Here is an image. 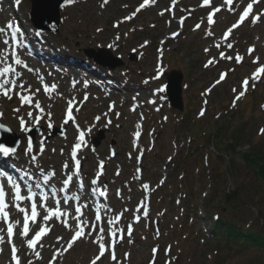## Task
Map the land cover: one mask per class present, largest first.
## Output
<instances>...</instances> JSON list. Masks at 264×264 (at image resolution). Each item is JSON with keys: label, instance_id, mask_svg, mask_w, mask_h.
<instances>
[{"label": "rangeland", "instance_id": "obj_1", "mask_svg": "<svg viewBox=\"0 0 264 264\" xmlns=\"http://www.w3.org/2000/svg\"><path fill=\"white\" fill-rule=\"evenodd\" d=\"M16 1L0 0L4 12L11 19L9 21L18 22L15 15L18 13L21 21L29 25L26 30H34L29 19L30 3L23 0L19 11V8L17 10L13 7ZM167 1L173 2L155 0V3H149L139 12L136 10L144 0H108L107 3L104 0H73L71 4L66 1V6L60 9L59 33H38L40 37L37 35L38 38L35 39L38 49L37 46L28 48L29 52L55 51L53 46L41 45L42 41L47 40L71 54L69 49L75 38L102 36L103 40L80 46V61L87 60L84 51H96L102 47L107 48L114 57H119L123 63L114 71H107L96 67L90 60L88 62L93 66L87 64L84 68L104 71L107 78L105 80L85 74L89 79L97 80L96 83L102 88H116L117 92L124 90L126 99L116 96L109 99L90 97L82 110L74 113L75 118L90 129L83 144L84 151L80 155L84 160L80 170V182L82 188L87 190H81L76 198L83 201V197L91 202L92 207L85 212L87 221L95 222V212L97 209L100 211L99 226L105 229V244L111 249L97 264H264V248L226 243L220 239H201V234L197 231L201 230L202 224L199 227L186 226L184 223L189 217L179 210L176 211V208L172 214L171 208L174 204L167 205L168 200L159 199H154L153 202V196L151 197L157 184H171V188H165L168 190L173 188V183L177 187L171 177L175 175L179 179L177 173L182 172L187 176L185 191H188L191 198L195 196L200 201V219H204L207 212L201 208V202L208 196L205 204L218 200L222 207L230 206L227 212H223L224 219L234 220L237 226H244L246 221L252 220L251 230H258L264 236V222L260 220V217L264 219V183L256 166L264 163V134L260 132L264 129V74L256 81L251 79L257 67L264 66V17L257 20V25H240L223 39L226 29L237 22L238 13L242 14L252 0H237L232 6L234 11L220 12L215 17L216 22L211 25L206 18L214 7L220 6V0H215L210 7L205 6L203 0H176L173 3L174 9H170ZM6 6L8 8L5 10ZM256 11L257 14L264 13V5H258ZM6 23L7 21L0 24L5 27ZM197 24L200 25L199 28H196ZM5 31V37L9 41L11 31ZM179 32L183 35L177 39L170 37L165 40L167 34ZM229 43L231 48L228 47ZM249 49L253 51L250 53ZM221 53L230 58H222ZM237 55L242 58L240 63H236ZM209 60H213V63L205 67ZM254 60H258V64L253 63ZM50 63L59 64L58 61ZM170 70L184 73L182 113L168 106L166 95L162 91L165 85L164 73ZM78 72L82 70L78 69ZM222 73L226 74L225 79L216 84ZM246 78L249 79L247 91L242 98L235 100L236 95L243 90L242 82ZM143 87L144 90L136 92ZM208 89L211 91H207ZM134 92L138 102L130 101ZM78 99L81 105L85 98L79 95ZM151 99L156 104L150 105ZM135 105H138V110L133 109ZM3 106H7L9 112V108L22 106L21 99L16 97L9 101L0 95V111ZM202 110L203 116L200 115ZM65 111L64 105L57 103L50 108L47 115L51 117L49 122L38 125L30 122L25 125L27 131H21L20 127L14 128L10 119H0V124L22 136L17 153L10 157L15 158V170L21 174L35 173V163L32 153L26 151L29 143L24 135L32 128H38L40 132H35L39 135L35 136L31 148L40 146V143L47 140H58L59 152L66 154L68 159L67 171L72 173L73 164L69 155L73 144L78 141L76 131L60 123L66 120ZM100 113L104 114V119L95 123V117ZM242 121L243 124L239 126ZM216 122L224 129L212 142L209 132H212ZM51 129H64V134L56 135L49 131ZM99 131H103V138L100 145L93 148V139ZM50 136L53 137L49 138ZM136 136H140V139L137 140ZM230 142L236 144L232 152L221 147V143L225 146ZM114 148L118 152L116 157L111 152ZM221 149L224 151L219 158L216 150ZM243 155L252 160L251 165L243 160ZM55 156L58 157L57 154ZM18 158L24 162L29 161L32 167L25 164L18 167ZM64 170V166L58 167V171L65 173ZM100 170L104 174L100 182L97 181L99 186L93 185L91 182ZM63 177L58 183L59 186L65 179ZM71 186L72 191L81 188L75 183ZM96 186L107 189L113 195L110 202L105 197H102L103 201L90 197L89 188L92 190ZM227 188L239 195V204L223 201L222 193ZM201 191L203 194L199 196ZM191 201L183 203L184 207ZM210 203V209L205 208L209 212H219V209H212ZM74 205L76 203L72 207ZM106 206L108 210H105ZM72 207L70 206V210L74 214ZM144 207H150V213L142 217L140 214ZM117 215L120 219L113 224L117 236L112 238L106 235L107 221L114 220ZM135 217L141 218L139 223L134 221ZM155 218L160 227L164 226L163 230L161 228L162 232L164 229V233L168 231L167 235L153 226ZM204 224L208 227V220ZM129 225L132 227L130 236L127 235ZM60 229L43 241V247L36 251L40 253V258L37 259L27 255L25 245L29 237H26L21 251L22 264H28L29 260L32 264H49L54 249H59L60 254L57 262L53 264H91L99 252L98 245L92 243L96 233L92 237L86 235L84 239L76 241L69 251H64L73 233ZM84 231L87 233L89 228L85 227ZM159 235H162L161 241ZM57 237L62 239L57 242ZM21 242L18 241L19 244ZM113 243H118L114 249L117 259L110 261L113 251L110 245ZM165 250L170 251V254L166 255ZM3 251L4 257L7 252ZM6 259L8 262V256ZM0 264L7 263L0 258Z\"/></svg>", "mask_w": 264, "mask_h": 264}, {"label": "bare ground", "instance_id": "obj_2", "mask_svg": "<svg viewBox=\"0 0 264 264\" xmlns=\"http://www.w3.org/2000/svg\"><path fill=\"white\" fill-rule=\"evenodd\" d=\"M235 1L236 0H233V3ZM166 3L169 5L173 4L172 1H167ZM212 3H214V1L212 2V0H210L209 4L211 5ZM9 4H10V1H9ZM258 4L264 5V0H259ZM0 7H2L1 4H0ZM19 7L20 5H18L17 8ZM220 7H221V11L222 10L226 11L228 10L229 6L224 4V0H221ZM7 8L8 7L6 6L5 9ZM255 12H256V3L253 4V8L250 10L249 17H247L244 22L245 23L251 22L252 16L256 15ZM211 14L213 15V21L215 22L216 21L215 17L218 13H215L213 11ZM15 15L17 17L18 23L21 25L22 21L19 18L20 15L18 13H16ZM3 20H4V17L0 16V21H3ZM23 26H24L25 37L23 36V31H20V33L18 34L17 40L14 44L8 43L7 45H5L3 43V40H5V36L3 33H0V70L10 65L13 69H15L18 75L9 73L7 75V79L9 81L15 79L17 85H20V84L24 85L23 88H20V87L13 88V91L9 93V95L12 96V99H7L3 95L2 97L10 101V100L15 99L16 97L20 98L19 96L16 95V93L19 92L21 95L25 97L32 95L33 100L31 104L26 103V105L15 106V107L9 108L10 109L9 112H8L7 106H3L2 110L0 111V114H2V116H0V119L1 118L10 119L11 120L10 122L14 128L20 127L21 118L25 120V125L30 122H35L38 125V123L42 124L43 122L50 121L51 117H47L48 113L50 112V108L54 107L59 102L64 105V108L66 109V111L69 107V103H71L72 114H74L82 110L83 105L87 102V99L89 97H94V98L102 97L103 99L104 98L109 99L111 98V96H116L117 98L126 99L127 94L126 92H124V90H119V92H117L114 89H113L114 92H112V90H106L104 88L99 87L96 83H94V81L86 78L83 74L78 73V69H79V70H82V72L89 73V75H95V76H100V77L104 76V74L100 71H97V72L93 71L90 73L89 71H86L83 68H78V67H84L87 64H89L88 62L84 60H83L84 62L80 61V58H79L80 46L86 43L91 44L93 41L96 42L99 40H103L104 37L99 36L95 38L92 36H87L84 39L75 38L74 44L69 49L72 55L62 51L59 47H56L55 51H52V52H42V51L36 50L35 57H34L31 54H29L27 52L26 47H24L26 46V44L24 43V40L25 41L27 40L26 41L27 45L29 48H31L35 45V39L40 37V35L42 34L32 29L31 31L25 30L28 27V25H25V23H23ZM0 28L5 29L6 26L4 27L2 24H0ZM182 35L183 33L181 32H179L175 36L173 34L171 35L167 34L165 37V40H167L170 37L177 39L178 37ZM13 51H15L16 58L21 60L22 62L21 64L17 65L13 62L11 58ZM50 61H58L59 64H61L62 66L52 65L50 64ZM29 69H31V71H29ZM4 79H5L4 76H0V82H3ZM73 82H75V86L73 85ZM85 82H87V87L84 86ZM44 85L49 86V89H51L52 85H56V90L55 91L50 90L49 92L46 93L44 91ZM5 87L7 88V87H12V86L9 84V85H5ZM37 89H39V91H37ZM142 90H144V87L142 89H137L136 92H141ZM79 95H83L84 97L87 95L88 97L86 100L83 101L80 107H79V103L77 102ZM136 97H137V94L134 92V95L130 97V101L138 102V98ZM36 102H39L40 108L42 109V111L38 110L35 107ZM149 103L153 105V104H156V101L154 99H151ZM137 108H138V105H135V107H133L134 110H138ZM15 109H19V111H14ZM66 111L64 115H66ZM29 112L32 113L31 118L28 116ZM36 117L40 118L38 123L35 119ZM97 117H99L100 119L97 121L95 117V120H94L95 123L103 120L104 114L100 113ZM60 123L63 126L74 128L78 132L79 131L85 132V137L88 136L89 134V130L87 126L83 125V123L80 121H76V119L69 121L68 123H65L64 121H60ZM58 144H59L58 140L51 139V140H47L45 142L40 143V146H34L32 148V151H31L32 157H35V161H34L35 173L33 175H29L28 173L26 174L16 173V170L14 169V165H13L15 164V158H4L3 156H0V166L8 169L10 173L14 175L15 178H18L16 180L22 181L25 185L29 181H32V180L36 181L37 179H40L43 176L45 177L48 173L54 172L55 173L54 177H52L48 181V186H51L55 181L57 180L59 181V179H61L64 175H67V176L70 175L67 170L64 171L65 173L58 171V167L64 166L68 162L66 154H63V152H59L60 148ZM111 151L113 153V157L114 156L116 157V155H118L116 148L112 149ZM49 152H51L53 155L51 156ZM55 154H57L58 157H56ZM16 164H18V167H22V165L24 164L27 165L28 167H32L29 161L24 162L20 158H18ZM48 186H45L43 191H41V189L38 188L37 186H33L29 190H31L32 192L36 194L35 199H37L40 196L41 192H44V194L47 195L48 197L47 201L49 202V193H51L52 188ZM21 190L23 192H28V190H24V189H21ZM56 191L62 198L65 197L64 194L67 192V191L61 192L58 190ZM28 206H29V203H27L26 200L20 204V207H24L26 211H27ZM80 207H81V210H87L88 208L91 207V204L90 203L80 204ZM28 212H29V218L31 220L30 211L28 210ZM63 212L67 214L64 217H68L67 221L69 222L68 224L69 226L68 227L62 226V228L71 231L73 230V227H75V224H76V220L74 219L75 216L72 215L68 209H64ZM10 213H11V218L14 221H16L17 215H20V216L24 215L23 213L18 212V210L15 207H12L11 205H10ZM1 222L2 221L0 220V226H1ZM36 224H37V227L41 225L39 220H36ZM32 225H33V222L29 221L30 231L33 230ZM56 225L60 226V223L58 220L56 222ZM52 228L53 227L49 228L48 230L49 233L52 231ZM22 229L23 227H20V226L18 227L16 225V234H15L16 242L19 239H21V241L24 239V237H21L20 235H18V233L22 231ZM0 246H2V243ZM17 248L21 249L22 247H17ZM27 254L33 257H36V255L31 250H29ZM1 260L3 262H7L6 260H4V258H2Z\"/></svg>", "mask_w": 264, "mask_h": 264}, {"label": "snow or ice", "instance_id": "obj_3", "mask_svg": "<svg viewBox=\"0 0 264 264\" xmlns=\"http://www.w3.org/2000/svg\"><path fill=\"white\" fill-rule=\"evenodd\" d=\"M67 2H68V4H71L73 2V0H67ZM107 2H108V0H104V3H107ZM175 2H176V0H173V3H175ZM209 2H210V0H203L204 5H209ZM258 2H259V0H252L251 3H248V5L244 9L243 13L240 14L237 22L234 23L230 28H228L225 31V33H224L225 38H227L229 36V34L232 33L233 29L238 28L245 21V19L247 17H249L250 10L253 8V4L258 3ZM149 3H150V0H144V2L140 4V6L137 8L136 11L139 12L141 9H143ZM151 3H155V0H151ZM224 4L229 6L228 11H234L235 10L234 7H232L233 0H224ZM213 11L215 13H219L221 11V7H214ZM161 15H163V13H161ZM261 17H264V13H259V14L252 16L251 23H256L257 20L260 19ZM207 19H208V23L210 25L212 23H214L213 15L211 13L208 15ZM199 27H200V25L197 24L196 28H199ZM6 28L12 32V40H13V42H15L16 34L20 32V29L18 27H14L11 22H9L6 25ZM0 33H3L5 35L7 34L4 28H0ZM173 35L175 36L177 34H173ZM209 35H211V33H209ZM3 43L5 45H7L9 43V41L7 39H5V40H3ZM109 47H112V45H109ZM228 47L229 48L232 47L231 43L228 44ZM206 51H207V49H206ZM252 51H253L252 49H249L250 53ZM221 57L222 58H230V57H224L223 53H221ZM11 58H12L13 62L17 65L22 63L21 60L16 58L15 51H13ZM241 59L242 58L237 55L236 63H240ZM212 63H213V60H209L208 63L205 64V67H207L209 64H212ZM253 63L258 64V60H254ZM29 71H31V69H29ZM9 73H13L14 75H18L16 73L15 69H13L10 65L6 66L2 70H0V76L5 77L4 81L0 82V95L5 96L7 99H12V96L9 95V93L11 91H13V88H15V87L23 88L24 85L23 84L17 85L15 79L9 81L7 79V75ZM261 74H264V66L257 67L256 71L252 74L251 79L253 81H256L257 79L260 78ZM225 75L226 74L222 73L220 76V80H217L215 83L219 84L222 80L225 79ZM41 79H43V78H41ZM9 84L12 87L6 88L5 85H9ZM73 85L75 86V82H73ZM84 86L87 87V82H85ZM214 86L215 85H213V87ZM248 86H249V79L246 78L242 82V89L243 90H241L236 95L235 100H239L240 98H242L245 95ZM50 90L55 91L56 85H52L51 89H49V86L44 85V91L46 93L49 92ZM37 91H39V89H37ZM207 91H211V89H208ZM233 91L235 92L236 90L233 89ZM16 95L20 97L22 105L25 103H27V104L32 103V100H33L32 95L25 97V96L21 95L19 92H17ZM87 98L88 97L86 95L85 100ZM235 100H234V106H235ZM35 107L38 110L42 111V109L40 108L39 102L35 103ZM111 108H112V106L110 105L109 110H111ZM14 111H19V109H15ZM66 115H67V119L64 121L65 123H68L69 121L74 120V116L72 114L71 103H69V107L66 111ZM200 115L201 116L204 115L203 110L200 112ZM0 116H2V114H0ZM28 116L31 118L32 113L29 112ZM35 119L38 123L40 118L36 117ZM99 119H100L99 117H96L97 121ZM49 127H51V124H49ZM20 128H21V131H27V128L25 126V120L23 118L20 119ZM0 130H3L6 133L11 131L9 128H7L3 124H0ZM89 131H90V129H89ZM260 132H261V134H264V129H261ZM77 140H78V142L74 145V148H73L72 153H71V158L73 161V172H72V175H69L67 178L63 179V181H62L63 187L61 189L62 191L68 190L70 185H72L74 183L77 184L78 187L82 188V183L80 182V163L76 157H77V151L85 143V132L79 131ZM26 151L27 152L32 151L31 144H29ZM16 153H17V147H8V146H5V144L0 143V156H3L4 158H9V157L15 155ZM32 160L35 161V157H32ZM64 167L67 168L68 165L65 164ZM100 168L101 169L103 168L102 164L100 165ZM99 174L102 175V171ZM54 175H55L54 172L48 173L44 178L45 183H47L52 177H54ZM8 183L11 185L12 191L10 193L11 199H9L7 202H6V195H9V194L6 193L4 186H0V220H2L7 225V243L12 244L13 227H14V224L12 222H10V220H9V212L6 211V209H8L10 205L12 207H15L18 210V212L24 214V216H23L24 227H23L22 231H20L18 233V235H20L21 237H28V235H29V231H30L29 223H28L29 222V212L26 211V209L24 207H20V204L23 203L25 200H27V201L31 202L30 203V216H31V219L33 222L32 227H33V229H36L34 235L27 239V248L28 249H34V245L40 241V239L43 235H46V228L43 224H41L37 228L36 217L41 216V214L37 211V205L39 204V207L44 208L45 205H44L43 201L47 200L48 197L43 192H41V194L39 196V200L34 201V197L36 195L34 192L29 190L27 196H23V195H21V188L18 184H16L13 181H9ZM91 183L93 185H96L97 179H93ZM37 187H39V185H37ZM144 187L147 188V185H145ZM97 191H98V194L100 196L106 195L105 191H100L99 189H97ZM54 195H55V191H53V196ZM56 203L58 205L60 202L57 201ZM65 203H67V197L65 198ZM105 210H108L107 206H106ZM46 213L47 214H44L41 217L42 221H44V222L51 220L53 217H55L56 219H60L61 217H64L67 215L66 213L62 212L59 207L48 208V209H46ZM75 213H76V216L74 217V219L77 221L75 224L76 231L72 234L70 241L67 242V247L64 249V251H67L68 249L72 248L73 244L78 240V238H82L85 235L92 237L93 233L95 232L96 235H95V238L92 239V243H95L98 245L99 252H98V255H96L94 257V259L91 261V264H97V261H99L102 257H104L105 253H106L105 229L103 227L99 226V222L101 220L100 211L97 209L95 212V218H94L95 222H89V221L81 220L80 217H81V215H83V213L81 211V207H79V206H77L75 208ZM119 219H120V217L117 215L114 220L107 221V225H108V231L106 233L107 236L112 237V238H115L117 236V231L113 229V224L115 222L119 221ZM63 223H64L65 227L69 226L66 219L63 221ZM85 227L89 228V231L87 233L84 231ZM0 231H3V229H0ZM131 231H132V227H131V225H129L128 230H127V235L130 236ZM61 239H62V237H57V242H59V240H61ZM4 242H5L4 237H0V243H4ZM40 247H43V245L41 244ZM110 247L113 249L112 254H111V258L113 260H115V252H114L115 245H114V243L112 245H110ZM17 252H18V249L15 247V245H13L12 246V254H13L14 260H19V257L16 255ZM58 254L59 253L54 254L53 260H55L56 255H58ZM35 255L37 256V258H40L39 252H36ZM125 255L127 256L128 254H125ZM28 264H32V261L29 260ZM49 264H53V261H49Z\"/></svg>", "mask_w": 264, "mask_h": 264}, {"label": "water", "instance_id": "obj_4", "mask_svg": "<svg viewBox=\"0 0 264 264\" xmlns=\"http://www.w3.org/2000/svg\"><path fill=\"white\" fill-rule=\"evenodd\" d=\"M33 3V19L37 26H45L57 32L59 24L58 9L64 0H31ZM115 66H112L114 68ZM181 75L173 72L168 75V96L173 107L182 109L181 101ZM99 140L96 141L98 144Z\"/></svg>", "mask_w": 264, "mask_h": 264}, {"label": "trees", "instance_id": "obj_5", "mask_svg": "<svg viewBox=\"0 0 264 264\" xmlns=\"http://www.w3.org/2000/svg\"><path fill=\"white\" fill-rule=\"evenodd\" d=\"M221 132V129H218L215 132V136ZM235 144V143H234ZM227 148L231 151H233L235 149V145H228ZM244 161L248 164L251 165L252 160L249 159V157H243ZM262 161H264V159H262ZM258 168V171L261 173L260 178L262 180V182L264 183V163H262V165H256ZM223 201L224 202H230L233 205L239 204L240 200H239V195L237 196L236 192L230 193V195H226L225 197H223ZM228 207H224L223 206V212H227L228 211ZM231 209H234L233 207ZM263 218V217H260ZM236 223V222H235ZM234 223V220H224L222 217L220 218L219 221V228L216 230L218 233H223L226 238L228 239H233L236 240L238 242H243L244 244H248L251 246H256L259 248H264V236L260 234V231L258 230H251V227L253 226V224H251L252 226L250 227L249 230H245L242 226H237ZM223 230V231H221Z\"/></svg>", "mask_w": 264, "mask_h": 264}]
</instances>
